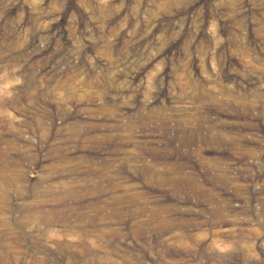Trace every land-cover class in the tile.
Returning a JSON list of instances; mask_svg holds the SVG:
<instances>
[{
	"label": "rangeland",
	"instance_id": "374dc122",
	"mask_svg": "<svg viewBox=\"0 0 264 264\" xmlns=\"http://www.w3.org/2000/svg\"><path fill=\"white\" fill-rule=\"evenodd\" d=\"M0 264H264V0H0Z\"/></svg>",
	"mask_w": 264,
	"mask_h": 264
},
{
	"label": "bare ground",
	"instance_id": "6f19581e",
	"mask_svg": "<svg viewBox=\"0 0 264 264\" xmlns=\"http://www.w3.org/2000/svg\"><path fill=\"white\" fill-rule=\"evenodd\" d=\"M186 121V120H185ZM189 122V121H188Z\"/></svg>",
	"mask_w": 264,
	"mask_h": 264
}]
</instances>
